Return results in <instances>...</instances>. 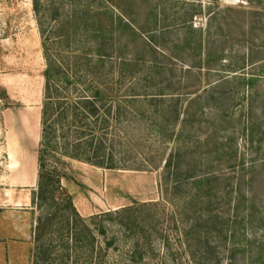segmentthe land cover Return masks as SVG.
Listing matches in <instances>:
<instances>
[{
	"label": "rangeland",
	"instance_id": "1",
	"mask_svg": "<svg viewBox=\"0 0 264 264\" xmlns=\"http://www.w3.org/2000/svg\"><path fill=\"white\" fill-rule=\"evenodd\" d=\"M121 9L134 15L137 28L147 25L150 11L157 9L160 24L174 27L172 33L158 38L160 45H175L187 24L192 23L194 28L203 29L208 45L216 40L214 48L219 45L225 49L223 64L215 63L211 69L201 66L198 56L189 49L176 51L175 58L173 54H158L150 59L156 58L169 67L162 75L173 79L178 93L187 94L180 96V104L182 109L188 107L187 129L196 137L194 145L199 144L194 148L199 169L215 172L223 189L241 183L259 208L257 218L251 224L247 220L239 231L233 223L231 229L225 228L227 217L232 219L236 214L234 205L227 203L228 198L217 201L211 222L201 233L204 245L189 247L184 236L187 229L165 197L161 170L105 169L56 154L51 161L59 164L63 174L58 201H64L66 194L72 198L83 222L95 233L97 249L91 256L87 238L83 242L86 247L78 246L74 251L70 245L73 252L69 259L65 258L67 247L54 232L61 224L55 220L45 230L43 240L47 244L40 248L44 250L41 261L45 262L41 264H99V250L106 255L102 264H251L260 245L264 248V227L260 222L264 215V123L254 143L244 127L250 124L251 116L264 122V79L253 92L251 102L246 98L244 104L238 105L243 89L235 78L264 75V0H253V4L247 0H0V264H35L38 245L43 242L38 239L42 210L35 201L46 88L44 42L51 47L53 56L78 62L75 70L85 72L82 51H92L85 41L94 38L73 36L64 45L73 43L78 54H61L58 40L63 19L74 13H88L86 18L91 23V15L97 14L96 21L106 28L109 16L120 15ZM99 10L103 13L98 14ZM126 43L127 55L123 51ZM108 47L112 54L120 49L130 59L143 56L141 44L132 41L129 32L116 35ZM251 58L260 62L251 65ZM114 59L108 57L106 68L99 69L101 73L118 74L121 62ZM243 66L246 68L241 70ZM260 138L262 143L258 142ZM155 202L160 204L162 215L157 232L150 225L146 232H134L120 225L117 216L111 217L113 221L105 217L111 211ZM231 230L236 232L234 241Z\"/></svg>",
	"mask_w": 264,
	"mask_h": 264
},
{
	"label": "trees",
	"instance_id": "2",
	"mask_svg": "<svg viewBox=\"0 0 264 264\" xmlns=\"http://www.w3.org/2000/svg\"><path fill=\"white\" fill-rule=\"evenodd\" d=\"M247 1L253 4V0ZM121 11L118 16H109L106 28H103L100 21H96L97 14L91 15V23L86 18L88 13H74L63 19L65 23L61 24L62 33L58 40L63 48L59 50L61 54H78L77 49L73 48V43L64 45V42H70L73 36L94 38V41H85L92 51H82L86 60L85 72L75 70L80 65L78 62L64 59L61 61L55 55L54 57L51 47L44 42L47 59L46 88L38 158V192L35 201L42 210L38 220L41 230L38 239L42 242L48 223L58 220L61 228L54 232H58L67 247L63 256L68 259L73 252L70 245L74 246L75 251L78 246L86 247L83 242L88 239L90 244L86 245L91 247L90 254L94 256V250L97 249L96 236L89 225L83 222V217L69 195L63 196L64 201H58L63 174L59 170V164L51 161L53 157L56 158V154L105 169L161 170V185L165 197L175 206L184 228L187 229L184 236L189 247L204 245L201 233L206 229V224L211 222V214L215 211L213 204L217 201L228 198L227 203L234 205L232 210L236 214L232 219L227 217L223 223L225 228L231 229L233 223L238 226L239 231L247 220V223H253L259 211L257 204L252 202L254 200L247 195L241 183L230 189H223L217 182L219 178L215 172L199 169L200 161L194 156V148L199 144L194 145L196 137L190 135L187 129L190 124L188 107L182 109L180 104V96L187 94L178 93L180 91L174 89L173 79L162 75L169 67L163 66L156 58L150 59L158 54L167 57L176 54V51L185 52L189 49L198 56L201 66L211 69L215 63L223 64L226 59L225 49L219 48V45L214 48L216 40L209 41L208 45L203 37V29L194 28L192 23L187 24L175 45H160L158 38L172 33L174 27L166 23L160 24L157 9L150 11L149 25L140 28L134 23V15L124 9ZM102 13V10L98 11V14ZM127 32L132 41L141 44V58L130 59L125 56L129 51L128 43L123 46V51L127 52L125 55L120 49L118 53L114 52L116 56L108 51V46L110 42L113 43L116 35ZM165 41L167 43V40ZM108 57H115L114 60L121 62L118 74L112 76V72L101 73L100 70L106 68ZM173 57L175 58L174 54ZM258 62L251 58V65ZM245 68L246 66H243L241 70ZM235 79L241 81L240 87L243 89V97L239 100L240 103L238 102V105H241L246 98L251 102L253 92L261 79H264V75H244ZM254 108L253 105L250 106L252 112ZM225 116L228 118L229 115L225 113ZM263 123L251 116L250 124H245L244 130L248 132L252 143L255 142V136L262 132ZM258 142L262 143L263 139L260 138ZM191 156L193 158L189 161ZM247 201L249 203H246ZM159 205L155 202L142 204L138 208L126 207L120 211L105 213V217L111 219L114 215L117 216L120 225L134 232H146L150 227L157 232L156 227L162 216ZM208 214L209 218L205 219ZM260 222L264 227V215L260 217ZM103 228L101 230L105 233ZM231 236L234 241L236 232L232 231ZM45 244L47 243L43 240L38 245L35 264L45 262L40 258V255L44 254V250L40 251V248ZM98 253L99 264H102L101 260H104L106 255L101 250ZM251 264H264L262 245L258 249L256 260Z\"/></svg>",
	"mask_w": 264,
	"mask_h": 264
},
{
	"label": "crops",
	"instance_id": "3",
	"mask_svg": "<svg viewBox=\"0 0 264 264\" xmlns=\"http://www.w3.org/2000/svg\"><path fill=\"white\" fill-rule=\"evenodd\" d=\"M26 180H28V178H26Z\"/></svg>",
	"mask_w": 264,
	"mask_h": 264
}]
</instances>
